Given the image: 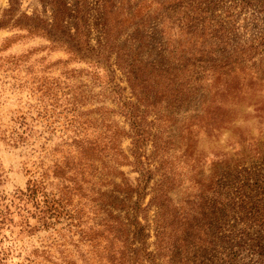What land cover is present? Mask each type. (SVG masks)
<instances>
[{
    "label": "rangeland",
    "instance_id": "1",
    "mask_svg": "<svg viewBox=\"0 0 264 264\" xmlns=\"http://www.w3.org/2000/svg\"><path fill=\"white\" fill-rule=\"evenodd\" d=\"M74 1L0 0V264H264V0Z\"/></svg>",
    "mask_w": 264,
    "mask_h": 264
},
{
    "label": "trees",
    "instance_id": "2",
    "mask_svg": "<svg viewBox=\"0 0 264 264\" xmlns=\"http://www.w3.org/2000/svg\"><path fill=\"white\" fill-rule=\"evenodd\" d=\"M11 1V0H10ZM87 3V0H75L74 1V11L72 12V14H70V16L75 19V24L73 26L74 31L71 34H67L66 38H57V36H53L51 34H49V30H43L45 32L46 35H48L49 37H51L54 41L60 43L61 45L66 46L69 50L75 52L78 51V48H74V43L72 44V41L74 39L75 34L78 35V22L83 20L84 21V14L82 7L84 6V4ZM98 6H97V14L95 16V24L98 28L99 31V37L97 39L98 42V46H102L105 47V44H107L108 40H113L110 43V47L112 49H115V60L119 61V53L121 52V48H119L118 45H116L115 43H117V34H111L112 32H115V30L109 25V28L107 27L106 24V15L105 12H110L115 6H116V2L115 0H97ZM62 7H64V9L68 10L70 9L64 2H62ZM10 9H5L4 10V16L2 17V21L5 20V14H9ZM108 10V11H107ZM186 19V25L183 27H180V29L185 30L187 29V31L185 30V33H190L188 30V26L191 20H187V16L186 18H184V21ZM182 22V21H181ZM6 22H2V25L8 26L7 23L3 24ZM169 23L173 24V21H170ZM11 25H16L19 27H24L26 30L31 31V30H35L37 29V26H34L33 24H10ZM181 25V23H180ZM169 29H171L172 27L168 26ZM185 28V29H184ZM45 29V28H44ZM86 31V30H85ZM117 36V37H116ZM202 36V35H201ZM83 46H85L87 49H91L90 46H88L87 42H88V34H83ZM67 39V40H66ZM69 39V40H68ZM79 40V37H78ZM80 43V41H79ZM204 45V46H203ZM222 45V47L225 49L223 50L222 47H220V49H215L218 48V46ZM207 48V49H206ZM81 48L79 47V50ZM94 49V48H93ZM221 52L219 55H216L215 52ZM237 52H239L237 46L233 45V41L232 39L230 40V42L228 40H223L220 36V32L219 30H214V34H212L211 38H210V42L207 44V46H205L204 43V38H201V41L198 45L197 48L195 49H190L189 53L191 54L193 63H192V67L195 69V66L193 64H197L199 68V71L201 70H206L205 65L208 64L210 61H212L211 63H209L210 65L207 67V69L209 68V71L211 70V67H215V64H218V62L224 63L227 59H229L230 62H232L233 64H236L237 60H236V55ZM90 55L94 56V54L92 52H88ZM209 54L210 57H206V60H204L205 55ZM95 57V56H94ZM195 61V62H194ZM208 62V63H207ZM125 66V64H123L122 62V66ZM214 71V70H212ZM127 72L128 74L131 72L130 68H127ZM200 78H196V77H191V81L192 84H197L200 83L199 81ZM128 81L130 83V88L135 91V85H137V83H135V81H133V76H128ZM202 82V81H201Z\"/></svg>",
    "mask_w": 264,
    "mask_h": 264
}]
</instances>
